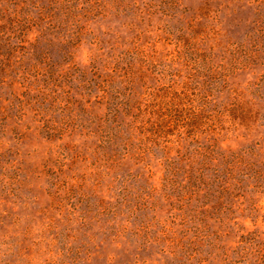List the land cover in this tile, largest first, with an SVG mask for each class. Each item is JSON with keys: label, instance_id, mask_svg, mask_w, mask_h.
<instances>
[{"label": "rangeland", "instance_id": "obj_1", "mask_svg": "<svg viewBox=\"0 0 264 264\" xmlns=\"http://www.w3.org/2000/svg\"><path fill=\"white\" fill-rule=\"evenodd\" d=\"M0 264H264V0H0Z\"/></svg>", "mask_w": 264, "mask_h": 264}]
</instances>
